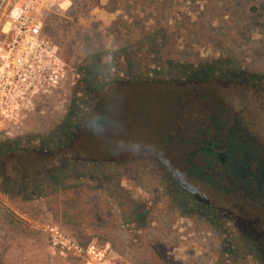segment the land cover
I'll return each instance as SVG.
<instances>
[{
  "label": "rangeland",
  "instance_id": "obj_1",
  "mask_svg": "<svg viewBox=\"0 0 264 264\" xmlns=\"http://www.w3.org/2000/svg\"><path fill=\"white\" fill-rule=\"evenodd\" d=\"M43 26L68 72L22 124L21 133L10 137L19 141L17 154L6 155L0 170L21 187L26 184L12 194L4 192L7 185L0 187V264H260L242 247L227 255L212 221L221 211L230 218L228 226L236 221L244 227V206L214 197L169 162L180 195L191 196L197 206L195 213L182 215L180 207L167 205L153 163L190 152L195 147L187 140L194 135L201 146L210 140L211 146L227 150L231 143L248 141L240 140L238 131L234 136L225 123L220 131L209 125L210 108L193 93L194 86L237 117L254 148L264 149V0H57L44 10ZM124 47L128 53H122ZM95 62L107 84L90 96L81 80L84 67ZM229 71L256 73L259 79L245 83L222 76ZM111 88L125 95L141 91L147 99L153 92H176L180 108L176 112L173 103L163 101L162 120L150 118L157 123L156 138L146 140L134 127L126 146L115 151L111 136L107 140L97 133L90 141L84 132L89 110ZM106 111L99 105L97 115ZM65 118L73 124L77 119L81 129L74 143L55 147L49 139L60 136L58 124ZM137 118L150 123L148 117ZM178 129L182 144L179 134L175 138ZM136 156L138 162L119 164ZM235 158L241 170L257 175L255 156ZM118 200L129 212L139 209L141 220L125 219ZM252 216L251 221L258 218ZM250 225L258 231L249 228L247 235L261 241L264 250V218Z\"/></svg>",
  "mask_w": 264,
  "mask_h": 264
},
{
  "label": "trees",
  "instance_id": "obj_2",
  "mask_svg": "<svg viewBox=\"0 0 264 264\" xmlns=\"http://www.w3.org/2000/svg\"><path fill=\"white\" fill-rule=\"evenodd\" d=\"M128 48L124 47L122 49V53H128ZM96 60V58H94ZM99 62V60H97ZM98 62L91 64L89 67H84V76L81 80L82 82V88L84 90V93L87 95H94L98 89L103 88L107 82L99 78V71L101 65H98ZM106 67V65H103ZM128 63L126 65V71H129ZM171 68V67H170ZM117 72H120L118 70ZM205 73V72H204ZM199 75V73H198ZM222 76H228V78L231 79H236L239 82H253L256 79H259L258 74L256 73H249V72H241V71H229L227 73H223ZM80 90V88L78 87ZM78 89L76 91H78ZM117 88H111V90L108 92V94L103 98L102 100L97 99L95 106L92 107V109L89 110L88 113V118H87V123L88 126L84 128V132L87 134V137L89 136L91 139L90 141H93L95 135L99 133L100 135H104L105 139L107 138L110 139L108 136H111L113 140V146L115 147V151H118V149L126 146L127 139H131V134L129 133L130 130H133V128H138L142 135H144V138L152 140L153 138H156L157 133L155 134L156 130V125L157 123L155 121H151L150 118L156 117L158 122L162 120V102L167 100L171 103L174 104L175 106V111L180 108L179 102V94L175 92V95L173 93H167L164 91H159V92H153L155 93L151 98H146L145 95L146 93L144 92H134L132 94H123L120 90H116ZM201 90L200 87H192L193 93L199 96V99L201 101H204L207 103L209 106L210 113L208 114V118L210 119V126L213 128H216L215 130L220 131L222 130L225 126L223 125L224 123L227 124V127H232L230 130L233 131V134H235V127L237 126L236 124V116H230L232 119H229L227 121L223 122H216L214 123L211 120V117L216 115V108H217V102L211 97V99L206 95L205 93H199ZM162 93V94H159ZM141 102L144 103V105H141ZM104 104L107 108L106 113L102 115H97L98 107L99 105ZM147 105V106H146ZM149 108V110L152 113H142L144 109ZM213 107V108H212ZM71 114L73 117H75L77 113V106L76 104H73V107ZM143 109V110H142ZM225 109V107H224ZM142 112L140 113V111ZM176 111V112H177ZM142 117H148L147 121H150V123H145V121H140L138 120L137 117L139 116ZM79 119V118H78ZM74 119V124L71 120L68 118H65L58 124V133L60 136L56 138V140H50L51 143L55 147H60L63 146V144L66 142L67 144H71L72 142H75L74 138L77 134L78 129H81V126L78 123V120ZM172 122V121H171ZM170 122V127L172 126V123ZM165 123V122H164ZM232 125L230 126V124ZM165 126L162 125L160 129L164 128ZM177 128V127H176ZM168 130V129H167ZM166 130V131H167ZM181 130V132H180ZM170 131V130H169ZM173 131V130H172ZM175 131V130H174ZM177 131V130H176ZM178 133L175 134V138L177 139V134H179L180 137H178L177 141L178 143L182 144L180 139L182 137V129H178ZM104 133V134H101ZM169 133V132H168ZM141 135V134H140ZM184 136V135H183ZM50 137V136H49ZM18 138V137H16ZM96 138V137H95ZM166 138H168V134L164 136L162 139V144L166 145ZM85 140V139H84ZM201 140V139H200ZM200 140L194 137L191 139L187 140V143H189L191 146H194L195 148L200 147L201 145ZM207 140H203L205 143ZM61 142V144H60ZM87 143H89L88 138H87ZM19 144L18 139H13L11 140L10 137H1L0 138V168L3 167V163L5 158L7 157L6 155L10 156H15L17 154V145ZM44 144V142H41L37 150H40L41 147ZM65 145V144H64ZM88 146L90 145L87 144ZM34 147V146H32ZM37 147V146H36ZM34 147V148H36ZM263 155V154H262ZM5 156V157H4ZM140 156L136 157H127L123 161H119V164L127 161H132L135 159L136 162L140 160ZM264 160V157H263ZM109 161H105V164H107ZM169 162H175L178 165L179 169H182L183 173L186 175L188 172L187 165L188 161L186 158H178L174 156L167 157L164 161L159 160L158 162L155 161L153 164H156V167L158 169L159 177L161 178V181L164 186V191H165V196H166V201L167 205L169 207H180L181 209V214L182 215H188V214H193L195 213L194 210H196V205H195V200L190 198L191 196L187 195H180V183L179 180L175 178V175L171 168L169 167ZM150 163V162H149ZM129 164V163H128ZM187 164V165H186ZM130 165V164H129ZM186 165V166H185ZM60 168H57L56 170H59ZM55 170V169H54ZM3 171L0 170V178L1 183L0 187H2V184L7 185L6 188H4V192L8 194H12L13 192H17V190H22L23 186L26 184H23L21 187L22 182H17L14 179H11L9 176H5L2 173ZM47 172L44 173V176H46ZM230 182H235V178H229L228 179ZM203 189H205L206 192L209 194L213 195L214 197L217 198H224V196H221V194L216 193L212 188L207 187L205 184H203ZM185 197V199L183 198ZM233 199L232 201L230 200L229 202L232 204L233 202H237L238 204L242 205L245 207V218L246 221L242 222V225L244 227L239 226L238 222L233 221L232 226H228V222L230 221L226 214L221 211H215L214 217L212 218V221L217 229V231L222 235V242L225 248V250L229 251L227 255L229 254H235L237 253V248L242 247L243 250H245L247 253L246 255H251L254 254V256L260 261V264H264V250H262L260 247L262 246V242L257 240L252 237L247 235V230L250 231L252 229L253 231H258L257 227L254 228L250 224H253L258 221V219L262 220L264 218V202H260V200L257 197H254V199L248 200L246 198H237L236 196H232ZM226 198V197H225ZM228 201V200H227ZM118 205L120 210L122 211L123 217L125 218L126 216L129 218L127 220L129 221H134L138 223L141 220V211L137 208H135L132 212H129L128 209L125 207L126 202L118 200ZM256 215L258 218L255 221H251V218H255L252 215ZM198 215V214H196ZM126 219V218H125ZM250 221H249V220ZM250 222V223H249ZM245 223V225H244ZM249 223V224H248ZM250 228V229H249ZM254 228V229H253ZM226 253V252H224Z\"/></svg>",
  "mask_w": 264,
  "mask_h": 264
},
{
  "label": "built area",
  "instance_id": "obj_3",
  "mask_svg": "<svg viewBox=\"0 0 264 264\" xmlns=\"http://www.w3.org/2000/svg\"><path fill=\"white\" fill-rule=\"evenodd\" d=\"M56 1L0 0V138L18 136L67 77V63L43 28L44 10Z\"/></svg>",
  "mask_w": 264,
  "mask_h": 264
},
{
  "label": "flooded vegetation",
  "instance_id": "obj_4",
  "mask_svg": "<svg viewBox=\"0 0 264 264\" xmlns=\"http://www.w3.org/2000/svg\"><path fill=\"white\" fill-rule=\"evenodd\" d=\"M226 112L227 110L218 104L216 115L212 116L211 120L214 123H224L229 119L233 120L234 118L228 116ZM236 121L237 126L234 129L239 132L240 140L241 137L248 140L242 146L231 143L230 149L227 150L226 148L211 146V141L208 140L202 146L193 148L190 152L186 150H182L178 154L176 152L175 156L186 158L189 163L194 157H197L195 159L196 163L186 164L187 167L189 166L186 176L212 188L216 193L226 197L228 201H232V196H236L248 200L257 197L260 202H264V149L258 150V146L257 149L254 148L256 146L254 140L240 126V121L237 118ZM163 147L161 146V148ZM237 155L247 160L255 156L258 169L257 175H252L248 170L246 172L244 169L241 170L240 163H237L235 158ZM229 178H235V182H230ZM232 205L238 207L237 202H233Z\"/></svg>",
  "mask_w": 264,
  "mask_h": 264
}]
</instances>
